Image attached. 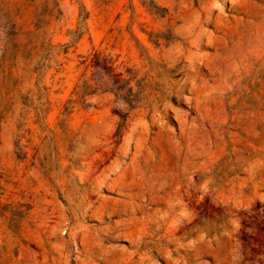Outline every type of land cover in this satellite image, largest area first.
Instances as JSON below:
<instances>
[{"label":"rangeland","instance_id":"1","mask_svg":"<svg viewBox=\"0 0 264 264\" xmlns=\"http://www.w3.org/2000/svg\"><path fill=\"white\" fill-rule=\"evenodd\" d=\"M0 264H264V0H0Z\"/></svg>","mask_w":264,"mask_h":264}]
</instances>
